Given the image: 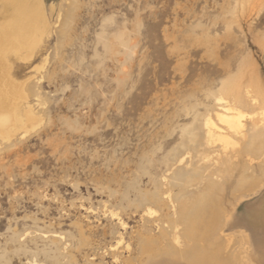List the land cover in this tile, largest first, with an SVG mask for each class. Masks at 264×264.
<instances>
[{"label": "rangeland", "instance_id": "1", "mask_svg": "<svg viewBox=\"0 0 264 264\" xmlns=\"http://www.w3.org/2000/svg\"><path fill=\"white\" fill-rule=\"evenodd\" d=\"M18 10L37 15L38 41L0 54L25 96L0 133V264H112L122 230L110 213L127 224L132 260L187 264L163 244L137 253L136 208L163 181L177 198L212 200L206 252L264 264V138L229 158L238 147L193 135L239 72L264 82V0H0V42Z\"/></svg>", "mask_w": 264, "mask_h": 264}, {"label": "bare ground", "instance_id": "2", "mask_svg": "<svg viewBox=\"0 0 264 264\" xmlns=\"http://www.w3.org/2000/svg\"><path fill=\"white\" fill-rule=\"evenodd\" d=\"M17 13L19 22L16 20L17 24L13 25V23V26L7 27L2 32L3 41L1 40L2 42H0L2 43L0 45V54L3 51V44H6V47L10 46L18 50L25 48H29L28 50H30V47L32 48V45L35 46V43L38 41L35 28L37 15L28 13L25 10H18ZM11 51L13 50L11 49ZM2 56H5V54ZM9 75L8 69L0 58V133L7 132L6 125L8 123L13 124L15 120L16 110H14L15 108L9 109V103L15 101L17 98H25L22 86L15 84ZM223 94L224 97L222 99L218 98L216 101L215 121L208 118L202 126L200 124L196 125L197 127L194 128L193 135L200 144L202 143L206 146H215L216 143L222 142L226 145L238 147L237 150H231L228 154L229 158L257 153L255 144L261 138H264V82L256 73L246 75L239 72L237 77L231 78V80L225 83ZM246 110L254 112L253 116H249L248 123L243 121ZM30 111V108H28L24 113L26 122H30L33 119ZM215 122L223 124V127L218 126ZM202 137L204 138V142L201 141ZM235 137L237 140H235ZM195 147H197V142ZM192 150L194 151V149ZM205 181L207 182L203 185V190L207 194L210 188H217V181L213 178H210V180L205 179ZM161 185L162 187L156 189L154 193L143 196L140 205L136 208L135 213L141 214L139 220L142 222L141 228H143L142 231L137 232V237L134 238L136 241H139L137 253L142 257L157 244H163L164 251L167 252L165 254L169 253V255H173L178 252L179 256L187 264H223V262L219 261L216 253H208L203 249V246H200L202 244H198V242L204 240L202 236H204L208 229V226L204 224V217L206 208L209 205L211 206L212 200L206 201L207 195H204V200L196 196L177 198L171 195L170 182L163 181ZM214 204L219 209L216 215V219H218L223 216V198L215 200ZM153 207L159 208L161 213L158 214L153 211ZM139 209L141 210L137 211ZM110 215V217L117 219L119 227L122 230V233L117 236L115 246L107 254L113 259L112 264H150L149 262H144L141 258H137V260L130 258V255L133 254V249L130 248L129 244L123 243L127 224L121 218L119 219L118 215L113 213H110ZM148 224L153 225L157 229L158 236H149L150 230L147 226ZM213 226L217 227L218 221L214 222ZM200 227L202 230H205L202 236L199 233ZM121 250H124L129 256L125 259L120 258L119 251ZM150 258L151 260L153 259L152 257ZM147 260H149V257Z\"/></svg>", "mask_w": 264, "mask_h": 264}]
</instances>
